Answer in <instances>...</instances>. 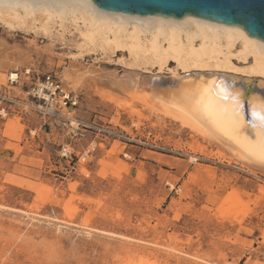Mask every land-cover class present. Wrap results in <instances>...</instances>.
<instances>
[{"label": "rangeland", "instance_id": "374dc122", "mask_svg": "<svg viewBox=\"0 0 264 264\" xmlns=\"http://www.w3.org/2000/svg\"><path fill=\"white\" fill-rule=\"evenodd\" d=\"M79 44L68 21L46 35L0 23V87L24 69L56 75L68 91L65 76L78 78L76 116L109 122L133 141L87 136L75 149L94 140L96 152L73 173L57 158L67 142L61 132L39 131L33 114L0 119V264H264V173L221 158L217 147L159 120L144 102L118 110L101 100L102 90L128 99L135 93L112 83L156 70L126 50ZM166 69L174 64L158 74L171 76ZM9 90L26 100L19 87Z\"/></svg>", "mask_w": 264, "mask_h": 264}, {"label": "bare ground", "instance_id": "6f19581e", "mask_svg": "<svg viewBox=\"0 0 264 264\" xmlns=\"http://www.w3.org/2000/svg\"><path fill=\"white\" fill-rule=\"evenodd\" d=\"M65 21L77 32L80 49L126 50L135 63L156 70L152 79L174 64V70L166 69L171 79H177L172 86L153 89L149 80L130 73L112 84L136 95L119 100L102 90L97 95L101 100L118 110L131 108L134 101L144 102L152 114L160 113L159 120L187 129L217 147L221 158L264 173V163L255 159L264 157V122L259 118L264 102L255 95L245 98L253 127L251 138L261 143L253 148L238 133L243 99L233 88L236 78L228 84L223 80L224 74H232L263 88L264 43L249 38L240 28L192 16L179 20L126 16L100 10L91 0H0V23L9 30L28 26L46 35L53 24L61 26ZM233 58L246 66L236 67ZM216 73L223 74L217 78ZM63 80L69 91L79 88L78 78L66 75Z\"/></svg>", "mask_w": 264, "mask_h": 264}, {"label": "built area", "instance_id": "2783aa9c", "mask_svg": "<svg viewBox=\"0 0 264 264\" xmlns=\"http://www.w3.org/2000/svg\"><path fill=\"white\" fill-rule=\"evenodd\" d=\"M10 87H19L26 94V100L12 95ZM79 102V94L66 90L56 75L39 74L31 69L14 71L7 76L6 86L0 87V119H5L9 113L19 118L33 114L40 122L39 131L47 129V134H51L53 130L61 132L67 142L59 146L58 161L67 165L69 172L79 173L81 167L86 169L89 159L94 156L97 149L94 140L80 152L75 149L76 144L85 140L87 136L96 139L98 136L118 135L128 142L133 141L131 135L122 136L116 132L115 127L109 122L101 125L94 122L83 123L75 114ZM130 130L135 137L140 133L132 124ZM143 133L146 137L150 136L149 131ZM28 135L36 137V130H28ZM123 157L129 159L127 155Z\"/></svg>", "mask_w": 264, "mask_h": 264}, {"label": "water", "instance_id": "95a60500", "mask_svg": "<svg viewBox=\"0 0 264 264\" xmlns=\"http://www.w3.org/2000/svg\"><path fill=\"white\" fill-rule=\"evenodd\" d=\"M100 10L121 15H132L142 17L161 16L164 18L182 19L185 16L242 29L252 39L264 43V0H91ZM208 74V73H207ZM217 78L223 73H216ZM234 80L233 88L242 95L243 122L238 131L248 139V145L258 147L251 138V120L247 111L245 98L255 95L264 102V87L259 88L254 80L246 81L244 77L224 74L225 83ZM139 78H146L150 81V87L159 89L166 85H174L177 79H171L169 75H159L151 78V75H144ZM152 79V80H150ZM264 149V148H263ZM256 160L264 163V158L256 156Z\"/></svg>", "mask_w": 264, "mask_h": 264}, {"label": "snow or ice", "instance_id": "6c2138e0", "mask_svg": "<svg viewBox=\"0 0 264 264\" xmlns=\"http://www.w3.org/2000/svg\"><path fill=\"white\" fill-rule=\"evenodd\" d=\"M259 118H260V120H261L262 122H264V113H262L261 116H260ZM262 158H264V157H262Z\"/></svg>", "mask_w": 264, "mask_h": 264}]
</instances>
